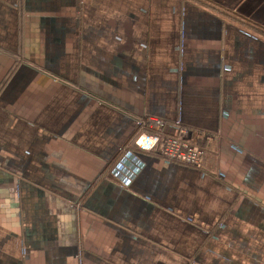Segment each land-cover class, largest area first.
Listing matches in <instances>:
<instances>
[{
  "label": "crops",
  "instance_id": "0c3cea01",
  "mask_svg": "<svg viewBox=\"0 0 264 264\" xmlns=\"http://www.w3.org/2000/svg\"><path fill=\"white\" fill-rule=\"evenodd\" d=\"M194 1L0 0V264H264V38Z\"/></svg>",
  "mask_w": 264,
  "mask_h": 264
},
{
  "label": "built area",
  "instance_id": "2783aa9c",
  "mask_svg": "<svg viewBox=\"0 0 264 264\" xmlns=\"http://www.w3.org/2000/svg\"><path fill=\"white\" fill-rule=\"evenodd\" d=\"M165 126V122L157 117L150 116L140 120L138 135L134 140L137 149L151 152L159 148V154L168 164L201 168L206 152L191 141L190 130L177 122L175 134L163 139Z\"/></svg>",
  "mask_w": 264,
  "mask_h": 264
},
{
  "label": "trees",
  "instance_id": "16d2710c",
  "mask_svg": "<svg viewBox=\"0 0 264 264\" xmlns=\"http://www.w3.org/2000/svg\"><path fill=\"white\" fill-rule=\"evenodd\" d=\"M194 2H198L207 8L215 10L216 12L223 15L227 19H229V20L233 21L234 23H236L237 25H239L240 27H242V28L254 33V34L260 35L264 38V28L263 27L258 26L257 24H255V23H253V22H251L245 18H242L236 14H231V13L225 12V11L221 10L220 8L215 7V6L207 3L204 0H195Z\"/></svg>",
  "mask_w": 264,
  "mask_h": 264
},
{
  "label": "rangeland",
  "instance_id": "374dc122",
  "mask_svg": "<svg viewBox=\"0 0 264 264\" xmlns=\"http://www.w3.org/2000/svg\"><path fill=\"white\" fill-rule=\"evenodd\" d=\"M203 148V147H202ZM203 149H205V148H203Z\"/></svg>",
  "mask_w": 264,
  "mask_h": 264
}]
</instances>
